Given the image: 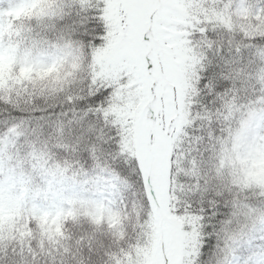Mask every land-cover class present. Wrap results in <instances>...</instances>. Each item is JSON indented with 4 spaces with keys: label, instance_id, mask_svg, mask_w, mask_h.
<instances>
[{
    "label": "snow or ice",
    "instance_id": "1",
    "mask_svg": "<svg viewBox=\"0 0 264 264\" xmlns=\"http://www.w3.org/2000/svg\"><path fill=\"white\" fill-rule=\"evenodd\" d=\"M0 264H264V0H0Z\"/></svg>",
    "mask_w": 264,
    "mask_h": 264
}]
</instances>
